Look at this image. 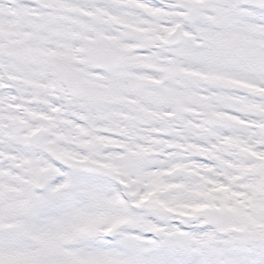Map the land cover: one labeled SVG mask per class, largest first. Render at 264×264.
<instances>
[{
	"label": "snow or ice",
	"instance_id": "snow-or-ice-1",
	"mask_svg": "<svg viewBox=\"0 0 264 264\" xmlns=\"http://www.w3.org/2000/svg\"><path fill=\"white\" fill-rule=\"evenodd\" d=\"M0 264H264V0H0Z\"/></svg>",
	"mask_w": 264,
	"mask_h": 264
}]
</instances>
